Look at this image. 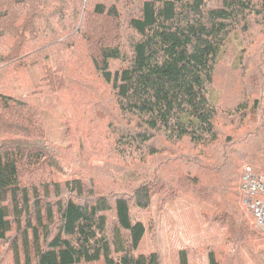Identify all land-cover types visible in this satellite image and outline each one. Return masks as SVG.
I'll return each instance as SVG.
<instances>
[{"label":"trees","instance_id":"16d2710c","mask_svg":"<svg viewBox=\"0 0 264 264\" xmlns=\"http://www.w3.org/2000/svg\"><path fill=\"white\" fill-rule=\"evenodd\" d=\"M246 164L264 0H0V264H162L136 211L182 197L224 230L208 264H264Z\"/></svg>","mask_w":264,"mask_h":264},{"label":"rangeland","instance_id":"374dc122","mask_svg":"<svg viewBox=\"0 0 264 264\" xmlns=\"http://www.w3.org/2000/svg\"><path fill=\"white\" fill-rule=\"evenodd\" d=\"M254 50L255 47H252L251 52ZM86 118L92 122L98 121L95 119V112ZM92 126H94L93 135L95 136L93 139L95 140L96 138L97 141L101 142L104 136V133L102 134L104 124L100 125V127L96 123L87 125L89 128ZM66 142L67 140L64 143ZM90 142H92V139H90ZM71 154L72 150L66 151L68 157ZM66 162L68 161L65 160ZM96 162H98L97 159L93 163ZM103 167L112 166L108 162ZM255 169L262 168L258 166ZM152 203L146 210L142 212L136 211L147 225V233L142 243V250H155L158 252L162 259V264H176L178 250L186 249L189 264H208L206 249L208 247L216 249L218 242L222 241L224 235V230L220 225L204 220L199 213L198 204L186 197L168 201L162 206L156 198L152 199ZM238 255L239 253L235 258L236 264L240 263L241 260ZM255 258L256 256L247 259L248 264H261L254 261Z\"/></svg>","mask_w":264,"mask_h":264},{"label":"built area","instance_id":"2783aa9c","mask_svg":"<svg viewBox=\"0 0 264 264\" xmlns=\"http://www.w3.org/2000/svg\"><path fill=\"white\" fill-rule=\"evenodd\" d=\"M240 188L247 208L255 217L256 226L264 232V172L246 166Z\"/></svg>","mask_w":264,"mask_h":264}]
</instances>
